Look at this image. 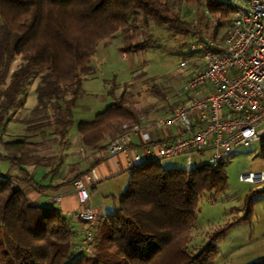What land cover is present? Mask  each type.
Segmentation results:
<instances>
[{
    "label": "trees",
    "instance_id": "obj_1",
    "mask_svg": "<svg viewBox=\"0 0 264 264\" xmlns=\"http://www.w3.org/2000/svg\"><path fill=\"white\" fill-rule=\"evenodd\" d=\"M201 3L206 4L204 13L215 16L216 12L225 23L233 11L219 0H0V126L9 119L30 78L37 76V109L50 110L63 143L81 94V72L89 71L98 44L134 27L137 14L144 15L146 25L153 22L173 33L188 34L192 26L181 6ZM211 37L218 38L217 32ZM116 88L110 91L111 105L92 121L79 123L84 146L98 147L122 134L125 124L142 123L136 104L118 96ZM39 146L40 142L28 140L4 144V157L18 166L29 184L36 182L26 165L48 166L49 157L39 153ZM86 173H77L61 185ZM227 187L224 165L203 163L184 170L150 162L131 169L128 185L118 196L120 205L99 221L95 253L89 254L76 248L71 224L59 208L33 203L18 183L0 180V264H215L217 242L233 224L211 234L199 252H189L187 245L201 195H219ZM247 207L250 211L251 199Z\"/></svg>",
    "mask_w": 264,
    "mask_h": 264
},
{
    "label": "rangeland",
    "instance_id": "obj_2",
    "mask_svg": "<svg viewBox=\"0 0 264 264\" xmlns=\"http://www.w3.org/2000/svg\"><path fill=\"white\" fill-rule=\"evenodd\" d=\"M205 6V3L181 6L184 19L192 26L188 34L173 33L153 22L146 25L144 15L137 14L134 27L124 28L108 40L100 42L89 71L81 72V94L74 105L72 124L63 143L55 133L50 110L45 112L37 109L39 79L32 76L9 119L0 126V150L5 152L6 142H40L39 153L49 157L48 166L29 164L25 166L26 170L31 165H36L38 169L45 167L47 172L53 171L56 182L70 180L76 172L88 165L86 155L89 149L81 142L78 125L80 122L92 121L114 102L110 93L113 86L116 85L118 96L123 94L136 104L143 123L154 117L164 116L180 107L181 103H186L189 95L183 88L195 70L193 63H196L191 59L188 68L179 66L180 61L190 55L188 45L201 35L210 37L215 32L218 38H222L227 29V24L221 20L224 16L216 12L215 16H209L207 12L204 13ZM221 21L222 26L217 27ZM16 63L17 61L14 66ZM44 115L50 117L39 120ZM42 130L45 135L39 134ZM114 138L116 137L107 138L101 146L104 147L108 140ZM105 153L106 149L102 155ZM210 156V150L205 154H196L195 166L208 163ZM261 158H264V154L260 146L253 144L239 148L233 158L224 164L228 187L219 195L214 192H204L201 195L197 219L187 245L189 252H199L207 245L211 234L233 224L217 242L215 264H253L264 260V188H256L240 181L241 174L252 171ZM162 165L165 168L190 169L184 155L164 159ZM13 169L19 170L10 159L0 156V172L13 174ZM14 175L17 179L12 181L28 192L32 185L25 181V176H22L24 174ZM33 178L41 181L40 175L34 174ZM122 178H129V171L116 175L109 181ZM119 184L117 182L115 191L105 197V202L100 199L93 203L94 206L101 204L104 215L115 212L120 205L118 196L125 191L128 182L126 186L122 183L119 187ZM48 192L52 195L55 193L53 189ZM250 199L252 207L248 211ZM91 201L93 202L92 198ZM50 204L56 206L57 203Z\"/></svg>",
    "mask_w": 264,
    "mask_h": 264
},
{
    "label": "built area",
    "instance_id": "obj_3",
    "mask_svg": "<svg viewBox=\"0 0 264 264\" xmlns=\"http://www.w3.org/2000/svg\"><path fill=\"white\" fill-rule=\"evenodd\" d=\"M233 8L226 20L222 38L209 36L188 45L190 55L182 59L180 68L195 70L183 91L191 98L164 116L147 123L129 126L107 147V157L122 154L126 168H116L108 177L121 174L150 162L186 156L190 169L195 154L211 151L208 164L219 167L230 161L241 147L258 144L264 154V0H228ZM208 13V12H207ZM160 129L175 130L169 139L160 136ZM134 136L143 144L136 146ZM103 156L104 158L106 156ZM9 179L0 175V180ZM96 167L74 181L80 209L78 220L86 223L80 251L95 253L96 227L104 218L91 201V188L101 181ZM240 181L264 187V158L253 170L243 173ZM62 194L49 202H58Z\"/></svg>",
    "mask_w": 264,
    "mask_h": 264
},
{
    "label": "crops",
    "instance_id": "obj_4",
    "mask_svg": "<svg viewBox=\"0 0 264 264\" xmlns=\"http://www.w3.org/2000/svg\"><path fill=\"white\" fill-rule=\"evenodd\" d=\"M174 131H175L174 129L173 130L160 129L159 134L162 138L169 139L171 138L172 132ZM109 142L110 140L107 141L104 147H102L101 145L98 147H88L89 151L87 153L88 155H86V157L88 156L86 159L88 165L86 168L79 170L78 172L75 173V175L77 173H85L89 171V169L92 167L97 168V171L102 180L99 181L96 185H94L91 188V198L93 200L92 203H95V201L99 202L100 199H102V201L105 202V197H107L109 193H112L113 191H115L117 182H120L119 187H121V185H123L122 183H124L126 186L127 182L129 181V178H122L119 180L115 179L113 181L112 180L109 181V179H113V177L116 176L114 175V176L108 177L109 174L112 173L116 168L125 169L126 162H127L126 157L122 154H117L116 156L111 157V158L103 157L102 153L106 149ZM133 143L136 146H141L143 144L142 137L134 136ZM0 156H6V153L0 150ZM163 162L161 163V165L163 164ZM35 166L36 165H31L30 167H28L27 172L32 177L34 174L40 175L41 181L39 182L36 180L35 181L36 184L34 182L31 183L32 187L28 190L27 195L29 196L30 200L33 203L50 204L49 202L50 198L53 197L54 195L59 194L58 192H60V194H62L63 196L60 201L55 202L57 203L56 207L59 208L62 214L70 222L71 227L73 229V236H74L73 238H74L76 245L81 244L84 239V234H85L84 229H85L86 223L84 221L78 220L75 215L76 212L80 209V203L78 200V196L76 192L74 191V183L61 185L63 182L67 180L56 182L54 173L52 175L50 170L48 172L46 171L45 167L38 169ZM8 173L0 172V175L5 176L14 181L17 179V177L14 174L17 173L19 175H22V172L18 169H13V174H8ZM49 189H53L55 193L53 195L49 194L48 192ZM95 207L97 208V210L103 213L102 212L103 208L101 207L100 203L98 205H95Z\"/></svg>",
    "mask_w": 264,
    "mask_h": 264
}]
</instances>
